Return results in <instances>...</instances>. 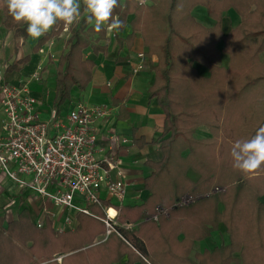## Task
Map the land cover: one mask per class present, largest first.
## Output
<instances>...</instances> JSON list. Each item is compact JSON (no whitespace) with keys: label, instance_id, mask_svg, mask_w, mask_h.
<instances>
[{"label":"trees","instance_id":"16d2710c","mask_svg":"<svg viewBox=\"0 0 264 264\" xmlns=\"http://www.w3.org/2000/svg\"><path fill=\"white\" fill-rule=\"evenodd\" d=\"M120 4L114 16L124 24L114 31L115 40L121 41L117 34L129 27L125 43L130 47L139 33L147 55L157 57L151 67L155 79L149 99H156L165 114L164 138L158 142L163 159L149 163L154 170L144 182L150 193L147 200L117 209L119 224L137 226L118 224L116 232L107 234L102 219L110 205L102 201L91 206L94 217L77 213L75 229L65 231L54 230L49 221L37 228L24 209L13 220L0 216V264H59V257L60 264H113L124 256L118 255L120 251L136 252L149 264H264V169L242 173L233 168L231 157L236 140L250 139L264 126V0H147L143 6L138 0H120ZM198 6L214 21L212 27L195 20L192 11ZM0 11L3 28L26 39L27 25L12 20L4 0ZM229 11L240 21L224 34L221 23ZM87 15L68 29L56 71L52 105L56 110L73 87L83 91L90 81L94 65L82 59V51L107 50L101 45L107 28L97 33ZM64 25L54 26L33 52L58 38ZM223 55L228 57L227 66L221 64ZM28 61L25 57L17 65ZM17 65L6 71L18 70ZM195 65L204 67L207 75L198 73ZM200 126L208 129V138L194 137ZM188 169L199 175L196 182L186 177ZM216 188L224 191L216 193ZM186 193L203 198L174 206ZM158 206L166 214L153 220ZM220 224L228 243L190 260L194 242L210 237ZM101 235L105 239L95 243Z\"/></svg>","mask_w":264,"mask_h":264},{"label":"crops","instance_id":"0c3cea01","mask_svg":"<svg viewBox=\"0 0 264 264\" xmlns=\"http://www.w3.org/2000/svg\"><path fill=\"white\" fill-rule=\"evenodd\" d=\"M86 14L82 11L80 20ZM201 18L203 19V17ZM201 18L195 20L204 27L213 26L212 19V21L207 19L202 22ZM2 19L0 11V87L4 84L22 85L29 89L34 82H37L40 85L37 87L39 90L43 85L42 81H47L46 75L49 74V68L58 66L59 59L66 50L65 42L69 38L68 29L71 24H65L58 38L49 40L40 52L35 53L33 48L43 36L39 39L29 36L26 39L15 38L11 31L3 28ZM223 22L225 23V18L222 19L221 27L223 33L227 34L233 27H230L231 24L226 25L227 30L224 31ZM114 34V31L109 33L106 29V40L101 42V45L107 47L105 54H96L90 48L82 51V59L92 61L94 66L91 69L90 81L85 90L82 91L76 87L71 89L67 100V109L72 110L79 104L87 107L105 106L108 109V115L97 119L93 124V129L97 137L96 157L103 159L109 155L114 156L117 170H112L109 178L111 181L120 180L124 184L125 193L122 197L110 195L105 187L101 188L99 193L102 202L108 203L110 207L117 210L120 206H140L147 200L150 193L145 188L144 182L154 170L149 163H158L163 159L158 142L164 138L162 135L165 114L156 99H149V91L155 79L151 67L157 64V57L147 55V49L143 46L139 33L135 34L130 47L125 43V38L130 34L129 27L117 34L121 39L119 42L115 40ZM217 47L221 48V45L218 44ZM139 54L143 56L140 58ZM25 57H28L29 61L25 65H17ZM221 64L227 66L228 62H221ZM12 65H17L18 70L7 72V68ZM139 65L142 66V69L133 73ZM195 66L198 73L203 76L207 75L206 69L199 70V65ZM41 70L44 72L41 73ZM35 89L36 87H33L32 90H29L38 102V112L46 119L53 106L50 110H43L41 104L43 98L49 97V93L48 91L40 93ZM74 91L75 98L73 99L71 95ZM62 106L57 110L61 116H63ZM209 136V131L204 126H200L194 133L196 139H205ZM122 140L125 142L123 143ZM117 171L121 173V177H117ZM186 177L192 182L199 179V175L192 169L186 171ZM219 190L215 192H223L224 188H219ZM189 194L182 195L175 201L174 206ZM193 197L196 200L192 204L203 198L201 194H196ZM75 203L83 206L77 198ZM24 209L29 213L30 219L37 218L33 222L36 226L38 222H41V228L45 227L46 221H49L53 229L58 231L74 230L77 225L76 212L56 207L30 190L19 188L0 171V216H5L6 220H13ZM154 210L155 216L160 215L157 213L158 211H162L161 214H166V210L162 207H155ZM219 210L220 212L223 210L222 205H219ZM112 212L113 210L110 211V214ZM91 214L94 213L91 212ZM68 217L71 219V224L65 226V219ZM127 224L132 227L137 226V224L130 223L119 225ZM219 230L222 231L218 233L221 242L217 238L218 235L215 234ZM104 239L105 235H101L95 238L94 242L97 243ZM219 243L221 245L228 243V235L223 224H220L217 231L213 232L210 237L194 242L189 259L195 261L197 255L202 254L205 250L212 251L219 247ZM118 255L124 256H121L118 262L113 264H149L139 258L136 252L125 255L120 251ZM57 262L61 263V257L57 258Z\"/></svg>","mask_w":264,"mask_h":264},{"label":"built area","instance_id":"2783aa9c","mask_svg":"<svg viewBox=\"0 0 264 264\" xmlns=\"http://www.w3.org/2000/svg\"><path fill=\"white\" fill-rule=\"evenodd\" d=\"M141 69L139 65L133 73ZM37 105L26 86L4 84L0 87V171L19 188L30 190L56 207L94 217L89 207L101 205V188L117 197L125 193L120 180L109 178L110 172L117 170L115 157H96L93 124L108 115L107 107L79 104L65 117L52 108L43 121ZM118 176L121 177L119 171ZM76 198L83 206L75 203ZM195 200L186 195L175 206H188ZM104 213L102 221L109 229L107 234L116 232L117 210L107 207ZM70 224L68 217L65 226ZM41 226L38 222L37 227ZM130 227L124 225V228Z\"/></svg>","mask_w":264,"mask_h":264},{"label":"clouds","instance_id":"9594fccd","mask_svg":"<svg viewBox=\"0 0 264 264\" xmlns=\"http://www.w3.org/2000/svg\"><path fill=\"white\" fill-rule=\"evenodd\" d=\"M7 11L17 24L27 25L29 37L39 39L58 23H78L82 11L87 22L99 33L105 28L109 33L119 32L124 22L114 16L120 0H4ZM143 6L147 0H138ZM233 168L245 174H255L264 169V126L250 139L236 140L231 148Z\"/></svg>","mask_w":264,"mask_h":264},{"label":"rangeland","instance_id":"374dc122","mask_svg":"<svg viewBox=\"0 0 264 264\" xmlns=\"http://www.w3.org/2000/svg\"><path fill=\"white\" fill-rule=\"evenodd\" d=\"M192 15L193 17L196 19H200L201 17H203V19L201 18V21H206L207 19H209L210 21H212L208 16H207V12L205 10L204 7L202 6H198L196 8H194V10L192 11ZM200 17V18H199ZM225 18V23L223 22V28H224V31L227 30L226 29V25H230L231 24V28L233 27H236V25L239 23L240 19L239 17L233 12V11H229L226 13V15L224 16ZM202 21V22H203ZM209 25H212V24H209ZM40 52V50L38 51ZM37 52V53H38ZM262 59H264V57H262ZM221 62L222 63H226L228 62V57L226 55H223L222 56V59H221ZM52 63V62H51ZM199 70L201 69H205L201 66L198 67ZM43 70V69H42ZM40 71L41 73H43L44 71ZM56 71H57V66H51L49 68V74L46 75V80H43L41 79L43 85L41 86V88L38 90L37 87H39L40 85L37 83V82H34L33 85L29 88V89H33V87H36V91L37 92H47L49 93V97L48 98H43L42 100V104H41V109L43 110H50L52 104H53V101H54V97H55V88H56ZM38 85V86H36ZM73 97V99L75 98V91L72 93L71 95ZM68 101H65L64 105L62 106V115L65 117L69 112L70 110L67 109V106H68ZM49 108V109H48ZM40 120H47V118L45 119V116L44 115H40ZM52 188L49 189V191H52L51 190ZM219 188H216L215 191ZM261 201L264 202V197L261 198ZM37 220L36 217H34V219H31L32 222H35ZM219 232H222L221 230H219L217 233ZM218 240L221 242V238L220 236L218 235ZM226 245V244H225ZM218 246H221V243L218 244Z\"/></svg>","mask_w":264,"mask_h":264},{"label":"bare ground","instance_id":"6f19581e","mask_svg":"<svg viewBox=\"0 0 264 264\" xmlns=\"http://www.w3.org/2000/svg\"><path fill=\"white\" fill-rule=\"evenodd\" d=\"M114 212L111 213V215L113 214Z\"/></svg>","mask_w":264,"mask_h":264}]
</instances>
